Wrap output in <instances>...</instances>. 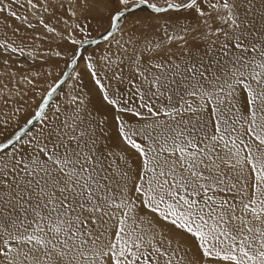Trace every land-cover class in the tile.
<instances>
[{
  "label": "snow or ice",
  "instance_id": "obj_1",
  "mask_svg": "<svg viewBox=\"0 0 264 264\" xmlns=\"http://www.w3.org/2000/svg\"><path fill=\"white\" fill-rule=\"evenodd\" d=\"M0 264H264V0H0Z\"/></svg>",
  "mask_w": 264,
  "mask_h": 264
},
{
  "label": "rangeland",
  "instance_id": "obj_2",
  "mask_svg": "<svg viewBox=\"0 0 264 264\" xmlns=\"http://www.w3.org/2000/svg\"><path fill=\"white\" fill-rule=\"evenodd\" d=\"M92 35L95 36L96 32L93 31ZM53 63L55 65V67L53 68V73L54 74H53V76L51 78V81L58 80L59 79V75H57V73H61L62 74V72L65 70L64 61H54ZM81 67H82V62H81ZM68 83H71V81H69ZM47 90H48V86H47V84H44L38 91L46 93ZM63 91H65V92L67 91V85L63 86ZM29 97H30V101H29L30 106L28 108V113H27L26 116H24L22 118V120L26 119L28 115H31V113H32L33 109H35L36 105H38L41 102V97H40L39 94L34 95L33 93H29ZM59 99H60V96L58 95L57 100H59Z\"/></svg>",
  "mask_w": 264,
  "mask_h": 264
},
{
  "label": "bare ground",
  "instance_id": "obj_3",
  "mask_svg": "<svg viewBox=\"0 0 264 264\" xmlns=\"http://www.w3.org/2000/svg\"><path fill=\"white\" fill-rule=\"evenodd\" d=\"M94 47V46H93Z\"/></svg>",
  "mask_w": 264,
  "mask_h": 264
}]
</instances>
